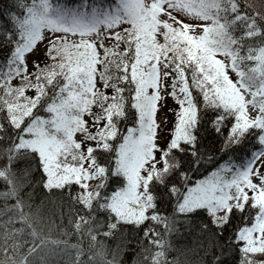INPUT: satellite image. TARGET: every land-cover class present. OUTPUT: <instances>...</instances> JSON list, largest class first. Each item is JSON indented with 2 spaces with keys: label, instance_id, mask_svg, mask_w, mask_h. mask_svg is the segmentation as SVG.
<instances>
[{
  "label": "snow or ice",
  "instance_id": "6c2138e0",
  "mask_svg": "<svg viewBox=\"0 0 264 264\" xmlns=\"http://www.w3.org/2000/svg\"><path fill=\"white\" fill-rule=\"evenodd\" d=\"M208 133L223 137L222 153L251 151L217 161L202 151ZM129 254L264 264V0L0 10V264Z\"/></svg>",
  "mask_w": 264,
  "mask_h": 264
},
{
  "label": "trees",
  "instance_id": "16d2710c",
  "mask_svg": "<svg viewBox=\"0 0 264 264\" xmlns=\"http://www.w3.org/2000/svg\"><path fill=\"white\" fill-rule=\"evenodd\" d=\"M12 3H13V0H0V10H5L7 8H10ZM226 134H227V131L225 132V135ZM223 142H224L223 137L217 136L215 133L205 134L204 139H203L202 151H205L207 154L214 156L217 161H221L222 155H231V156H234L237 160H239L242 157L246 156L251 151V148H252V143H248L244 146H237V147L231 148L229 149L228 153L225 154V153H222L221 151ZM206 167L210 169L212 165L209 164V165H206ZM205 172H206V168H201L200 171L195 174L194 178L202 177V175L205 174ZM49 207L52 209V211L58 212V209H56L55 205H50ZM66 211L67 209L65 208V212ZM57 222H59V220ZM64 223H67V217L64 218ZM134 236H135L134 233H129V238L134 237ZM133 242L135 241L133 240ZM184 243L192 247H195V237L194 236L190 237ZM181 246L183 247L184 245L182 244ZM189 256L191 257V253H189ZM125 259L128 262V264H131V261H132L131 254L127 255ZM192 264H196V261L194 258L192 259Z\"/></svg>",
  "mask_w": 264,
  "mask_h": 264
},
{
  "label": "rangeland",
  "instance_id": "374dc122",
  "mask_svg": "<svg viewBox=\"0 0 264 264\" xmlns=\"http://www.w3.org/2000/svg\"><path fill=\"white\" fill-rule=\"evenodd\" d=\"M43 55H44V44H41V45H39L37 52L32 57H30V61L34 60V59H42ZM176 107H177V105H176L175 101L171 97H169L167 107L160 113L161 117H165V116L167 117V120H168L167 126L169 128L172 125L171 122L174 119V116L170 111H168V109H174Z\"/></svg>",
  "mask_w": 264,
  "mask_h": 264
}]
</instances>
